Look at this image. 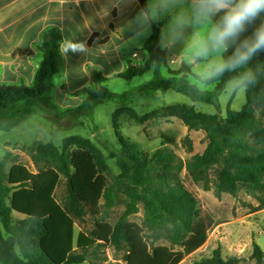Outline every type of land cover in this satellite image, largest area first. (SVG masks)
<instances>
[{
  "label": "trees",
  "instance_id": "1",
  "mask_svg": "<svg viewBox=\"0 0 264 264\" xmlns=\"http://www.w3.org/2000/svg\"><path fill=\"white\" fill-rule=\"evenodd\" d=\"M138 1L141 7L146 2ZM159 28L153 25V33L144 45L143 50L149 55L146 63L130 65L118 78L132 80L143 76L153 61L159 65L165 60L158 44ZM62 42L56 30L44 35L43 59L32 86L0 85V116L20 111L11 125H5L7 130L34 115L38 101L51 94L52 78L59 73ZM185 71L182 65L171 71L168 78L156 74L144 89L173 90L200 102L204 92L189 83ZM106 81L96 74L93 86ZM215 87L219 94L222 83ZM262 89L264 81L247 93L242 110L228 109L224 119L201 115L194 107L166 106L143 117L131 112L138 124L175 118L189 131H204L208 140L205 150L187 161L170 147L160 148L152 155L144 154L136 143L123 137L114 121L123 157L113 155L121 172L111 184L104 175L105 157L88 141L74 139L79 148L72 151H61L51 142L41 144L33 160L39 167L41 161L50 159L56 167H39L33 173L24 165L15 164L8 175L0 174V264H96L93 259H99V252L107 247L124 252L123 263L116 264H180L206 242L197 226L199 201L185 185L183 171L194 184L212 191L217 199L224 194L237 197L239 185L243 184L246 193L257 202L254 212L264 210V124L255 115L257 107L264 111V98L253 102ZM86 93H91L89 88L77 95ZM91 95L98 98L108 94ZM184 144L188 153H192L189 137ZM61 178L66 180V195L60 202L55 193ZM122 195L126 210L113 226L107 219L110 211L120 204ZM140 204L144 206V217L138 224L129 217L139 213ZM99 215L101 220L95 223L93 231L81 232L75 242L76 221ZM253 258L257 264H264L256 243ZM230 262H224L217 252L212 264H233L236 259Z\"/></svg>",
  "mask_w": 264,
  "mask_h": 264
},
{
  "label": "rangeland",
  "instance_id": "2",
  "mask_svg": "<svg viewBox=\"0 0 264 264\" xmlns=\"http://www.w3.org/2000/svg\"><path fill=\"white\" fill-rule=\"evenodd\" d=\"M165 60L155 69L154 74L145 73L132 80L119 78L108 84L92 86L91 93H107L98 98L86 93L79 99L57 103L48 97L38 101L36 113L14 129L6 126L19 116L20 111L0 116V174L8 175L15 164L24 165L36 173L41 168L56 167L50 159L40 162L39 167L33 160L41 144L53 143L61 151L76 150L78 145L74 139L88 141L106 160V176L111 184L121 170L113 155L123 157L121 144L115 135L114 121H117L121 134L127 140L136 143L144 154L152 155L163 147L172 148L184 161L191 156L202 153L208 140L204 131H189L180 120L155 119L144 124H138L131 112L138 116L158 111L166 106L194 107L204 116L217 115L226 118L228 109L240 111L247 103V94H241L232 102H225L213 86L204 92L200 102H194L189 95L173 90L149 92L144 86L152 81L156 74L162 78L170 77L171 71H177L182 63L176 52H166ZM146 61H143L144 65ZM184 77V75L179 76ZM118 78V77H117ZM189 83L194 84L190 77ZM256 118L264 124V111L257 107ZM6 125V126H5ZM5 126V127H4ZM189 137L193 144V152L188 153L184 144ZM216 173H214V177ZM185 185L195 194L199 201L200 220L198 228L206 237L205 244L193 254L187 256L180 264H212L217 252L226 263L257 264L253 258L254 244L259 245L264 260V210L254 212L257 202L246 193V187L239 185L237 197L224 194L217 199L212 191H204L200 185L194 184L186 171L182 173ZM1 182V181H0ZM3 182V181H2ZM66 195V180L61 178L55 196L58 201ZM119 205L110 211L107 222L115 225L126 210L125 197L122 195ZM140 211L129 217V220L141 224L144 217V206ZM16 218V217H15ZM101 216H88L75 224V242L81 232L90 233ZM159 244H167L161 242ZM176 250L181 248L176 247ZM124 252H116L113 247L101 249L96 264L123 263ZM86 264H90L87 262Z\"/></svg>",
  "mask_w": 264,
  "mask_h": 264
},
{
  "label": "crops",
  "instance_id": "3",
  "mask_svg": "<svg viewBox=\"0 0 264 264\" xmlns=\"http://www.w3.org/2000/svg\"><path fill=\"white\" fill-rule=\"evenodd\" d=\"M140 7L138 0H0V85L32 86L43 59L44 35L56 30L62 43L84 41L91 50L88 55H61L48 98L82 101L77 94L93 86L96 74L108 84L130 65L149 59L143 48L153 28L139 46H125L132 35L128 23Z\"/></svg>",
  "mask_w": 264,
  "mask_h": 264
},
{
  "label": "clouds",
  "instance_id": "4",
  "mask_svg": "<svg viewBox=\"0 0 264 264\" xmlns=\"http://www.w3.org/2000/svg\"><path fill=\"white\" fill-rule=\"evenodd\" d=\"M159 25V47L176 52L198 91L222 83L220 96L232 102L264 81V0H146L129 21L132 33L126 45L139 46ZM84 41L70 40L60 46L88 55ZM158 67L153 61L147 73ZM264 98V89L253 102Z\"/></svg>",
  "mask_w": 264,
  "mask_h": 264
},
{
  "label": "built area",
  "instance_id": "5",
  "mask_svg": "<svg viewBox=\"0 0 264 264\" xmlns=\"http://www.w3.org/2000/svg\"><path fill=\"white\" fill-rule=\"evenodd\" d=\"M135 57H137L138 55L136 54V55H134Z\"/></svg>",
  "mask_w": 264,
  "mask_h": 264
}]
</instances>
